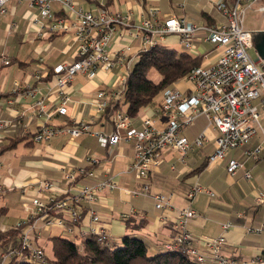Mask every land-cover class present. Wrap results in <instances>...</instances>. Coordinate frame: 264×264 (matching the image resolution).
I'll return each instance as SVG.
<instances>
[{
  "label": "built area",
  "instance_id": "obj_1",
  "mask_svg": "<svg viewBox=\"0 0 264 264\" xmlns=\"http://www.w3.org/2000/svg\"><path fill=\"white\" fill-rule=\"evenodd\" d=\"M23 1L0 0V16L8 14L11 3ZM28 4L35 10L31 21L36 26V38L72 34L76 43L75 60L59 64L50 74L51 87L59 95V104L54 110L47 108L45 97L38 88L31 85L22 87L18 81L15 82L14 90L17 92L23 90L27 95L38 92L42 95L33 107L43 119L33 135L34 141L49 142L60 133L67 132L72 138L92 134L105 148H114L123 141L133 142L134 156L127 172L132 173L137 181H143V184L129 193L134 196L148 195L150 173L164 162L162 151L175 149L181 153V161L184 162L193 147H203L207 143L209 137L206 131L193 141L183 135L185 128L192 125L198 117L205 116L208 124L219 134L214 140L215 149L208 156V162L211 164L227 159L226 170L230 176L243 171L245 178L253 179V171L248 168V164L264 162V59L257 51V58L250 54L249 49L254 47L253 32L247 30L244 23L249 10L264 11L262 0H208L209 15H221L219 20L211 23L194 22L176 14H164L160 17L156 8H150L147 17L135 22L130 15L112 11L104 4L95 12L79 6L78 0H28ZM179 5L184 6V3ZM16 26L17 23L13 22L11 29ZM171 35H177L188 52L195 56L202 55L203 61L182 79L192 83L189 91L172 85L162 92L163 102L158 112L167 117L164 128L156 127L155 120L150 116L142 119V127H135L133 117L123 107H117L110 118L113 124L111 133L91 130V122H80L70 127L49 124L55 113L67 114L68 104L72 99L66 88L77 75L94 77L100 71L122 69L119 87L102 88L96 95L97 112L100 114L98 118L107 119V109L114 101L122 98L127 77L140 53L164 43ZM115 39H127L131 42L138 39L141 46L136 53L130 44L112 51ZM201 43L213 44L215 49L201 51ZM213 54H216V58ZM0 62L11 64L7 53L0 55ZM34 76L38 80L45 77L42 71H36ZM9 125L11 122L1 120L0 131ZM233 150H241L242 157L229 156ZM88 161L90 165H94L99 159L89 157ZM63 176L69 184L77 186L76 193L70 199L54 197L44 202L35 197L31 204H24V210L30 213L28 222L22 220L12 227L20 233V238L18 242L10 240L7 249L0 254V264H5L8 259L20 256L25 251L30 253V259H38L47 264L45 251L33 246L29 233L35 228V220L39 216H47L48 226L64 223L62 217H49L51 210L69 212V232L82 223L85 203L88 204L86 214L91 216L94 223L100 222V214L93 205L98 199V191L105 188L116 189L117 183L112 179H105L94 186L79 183L82 178L96 176V169L87 166L71 167L64 171ZM52 186L53 183L49 180L43 183L45 188L50 189ZM200 192L215 195L214 191L203 188L197 182L188 191L187 200L192 202ZM152 197L159 210L174 207L171 195L155 193ZM255 202L264 203V189L255 193ZM177 213L176 218H171L174 239L165 244L166 248L173 250L184 245L189 255L200 264L210 259L220 264H264V253L248 260L225 256V235L202 236L200 242L204 248L197 247L199 239L188 229V223L197 217V212L188 206L178 209ZM229 227L230 223L223 225L225 230ZM249 231L264 233V223ZM89 233L97 235L101 241L110 239L104 228L92 227Z\"/></svg>",
  "mask_w": 264,
  "mask_h": 264
},
{
  "label": "crops",
  "instance_id": "obj_2",
  "mask_svg": "<svg viewBox=\"0 0 264 264\" xmlns=\"http://www.w3.org/2000/svg\"><path fill=\"white\" fill-rule=\"evenodd\" d=\"M182 2L184 6L178 5ZM103 4L112 11L130 15L135 22L147 17L150 8L158 9L160 17L164 14H176L198 23H211L221 18L219 14L214 17L209 15L208 0H78L79 6L93 12ZM34 12L28 0H24L22 3H11L8 14L0 16V51L4 50L11 60L9 65L0 62V121L11 122V125L0 131V145H9L16 138L22 139L0 155V229L8 228L5 227L8 218L6 215H11L9 224L12 227L24 220L26 211L23 203H28L35 197L44 202L54 197L70 199L76 193L77 186L65 181L64 171L71 167L91 166L88 158L97 157L99 162L95 168L96 176L82 178L79 183L94 186L105 179H112L118 186L113 190L105 188L98 191V199L93 205L100 214V222L94 223L91 216L86 214L88 204L85 203L82 223L69 232V212L51 211L48 213L49 217H62L64 223L43 227L47 216H39L35 222L39 221L42 226L37 222V228L39 226L44 231H53L49 233L52 243L51 255H48L42 244L39 245L44 247L48 257H53V237L64 236L81 242L89 229L96 227L104 228L115 245H122L123 237L128 234L143 239L151 255L163 252L164 245L172 241L175 235L171 218H176L178 209L188 207L192 203L189 204L187 200V193L192 186L197 182L203 184L201 174L210 165L208 156L215 149L214 140L219 135L217 130L208 124L205 116L198 117L192 125L184 129L183 135L193 141L200 133L206 131L209 137L207 143L203 147H193L184 162L181 161L179 151H162L164 162L150 173L148 179L149 194L139 196L129 193L143 184V181H137L132 173L127 172L134 156L133 142L123 141L114 148H105L92 134L72 138L67 132L60 133L49 142L34 141L33 135L43 119L33 107L42 95L39 92L27 95L23 90L17 92L14 90L15 82L18 81L22 87L31 85L38 88L45 97L47 108L52 111L59 104V95L54 91V87H51L50 74L54 67L71 63L76 58V43L72 34L54 35L50 38L35 37L36 26L31 21ZM13 22L17 23V26L11 29ZM127 44L132 45L134 53L138 52L141 46L138 39L132 42L127 39H115L111 49L115 51ZM164 44L176 49L179 45L183 46L177 35L167 37ZM200 49H215V45L201 43ZM213 55L216 58V54ZM36 71H42L45 77L36 79ZM121 74L122 69H115L100 71L94 77L77 75L66 88L72 99L68 104L67 114L55 113L49 124L70 127L80 122H91V130L111 133L112 122L98 118L100 114L97 112L96 95L102 88H118ZM173 86L189 91L192 83L180 80ZM162 102L163 94L161 101L154 100L141 108L133 117V125L142 127V119L150 116L155 120L156 127L164 128L167 117L158 112ZM234 154L239 158L243 155L241 150H233L229 156H235ZM207 162L208 165L202 171L195 172ZM220 162L225 175L220 174L219 177L224 176L229 183L225 179L216 182L218 178H214L210 183L203 184L214 191L215 195L203 192L193 199V202L198 201L197 206L192 203L197 217L190 220L188 229L199 239L196 242L197 247L204 248L200 242L202 236L225 235L227 243L223 246V254L230 258L248 260L264 253V233L249 231L264 223V203L255 202V193L264 189V162L248 164L254 175L251 180L244 177L243 171L238 172L236 176H230L226 170L227 159ZM173 165L175 168H172ZM45 180L53 183L50 189L43 187ZM155 193L171 195L174 207L164 211L157 209L152 197ZM204 201V207H201L199 204ZM19 206L23 213H20ZM141 221L145 222L142 227L131 229V224ZM226 223H230L228 230L223 229ZM200 229H208L210 232L205 233ZM204 264L220 263L210 259Z\"/></svg>",
  "mask_w": 264,
  "mask_h": 264
},
{
  "label": "trees",
  "instance_id": "obj_3",
  "mask_svg": "<svg viewBox=\"0 0 264 264\" xmlns=\"http://www.w3.org/2000/svg\"><path fill=\"white\" fill-rule=\"evenodd\" d=\"M202 61V55L195 56L184 47L180 51L164 43L141 52L127 77L122 98L109 106L106 118L110 120L117 107L125 108L130 116L135 117L141 108L153 103L160 93L182 80ZM152 70L160 74L159 80L150 77ZM21 140L16 138L9 145L1 144L0 155ZM207 165L208 162L195 172L199 173ZM87 167L96 168V164ZM144 224V221L133 223L131 229L140 228ZM19 238L20 233L15 229L6 232L0 230V252L7 249L11 239L18 242ZM53 242V257H46L47 264H200L189 255L184 245L173 250L164 245L163 252L151 255L143 239L128 234L123 237L120 246L112 243L110 239L101 241L94 234H86L81 242L64 236H55ZM23 253L20 256H13L8 264H38L29 258L31 257L29 252Z\"/></svg>",
  "mask_w": 264,
  "mask_h": 264
},
{
  "label": "rangeland",
  "instance_id": "obj_4",
  "mask_svg": "<svg viewBox=\"0 0 264 264\" xmlns=\"http://www.w3.org/2000/svg\"><path fill=\"white\" fill-rule=\"evenodd\" d=\"M176 2V1H175ZM174 2V3H175ZM177 3V2H176ZM262 3L264 4V0H262ZM179 5V3H178ZM105 7H107L105 5ZM100 8V7H99ZM245 28L247 30H251L253 32V36H255V44H254V47L249 49V52L250 54L254 57V58H257L258 55L256 53V51H260V53H263L264 54V33H262L261 31H258V29H264V11H259V10H256V9H251L248 11L247 15H246V19H245ZM210 45V44H208ZM26 47V46H25ZM183 46H177V49L178 50H181ZM4 52L3 51H0V55ZM150 77H152L154 80H159L160 79V74L156 71V70H152L150 72ZM162 99V93H160L156 98H155V102H159L161 101ZM235 156H237V154H234ZM233 156V155H232ZM221 162L220 161H217V162H214L212 164H210L201 174L202 177V183H210L214 178L218 180L216 182H221L223 181V179H225L226 181V178L224 176L222 177H219L220 174H224V168L222 166V164H220ZM217 176V177H216ZM228 182V181H226ZM229 183V182H228ZM202 185L203 188H207L205 185ZM225 185V184H224ZM208 189V188H207ZM200 193H203V192H200ZM200 193H198L197 195H201ZM196 195V196H197ZM243 196V195H242ZM196 198V197H195ZM0 200H2V198H0ZM32 200L30 202H28V204H31ZM189 202V201H188ZM197 200L196 201H192L193 205L194 206H197ZM27 202L23 203V208H24V204H26ZM192 203L189 204L188 206L192 207ZM204 204H205V201L202 203V204H199L201 207H204ZM2 206V205H0ZM19 211L20 213H23L22 209L20 208L19 206ZM29 215L30 213H24V222H28V218H29ZM11 215H6L7 218V222H5V227H8V228H5V229H0L2 230L3 232H6V231H9L12 229V225L9 224V220H10V217ZM22 221V220H20ZM19 221V222H20ZM39 223V221H37ZM37 222L35 223V227H36V230L34 231H30L29 233V238L31 239L32 243H33V246L34 247H41L43 248V250L45 251V249L47 250V253L48 255H51V252H52V243H50L51 241L49 240V233L53 232L52 230L49 232L47 231H44L43 228H40L39 226L41 225V223H39V226L37 228ZM7 223V224H6ZM18 223V222H17ZM16 223V224H17ZM47 224H43V227H46ZM53 225V224H52ZM11 226V227H9ZM42 226V225H41ZM192 227V226H191ZM188 228H189V224H188ZM202 232H205V233H209L210 231L208 229H200ZM40 232V234H39ZM39 234V236H38ZM201 235V234H200ZM39 244H42L43 246L39 245ZM4 251V250H3ZM1 251L0 254L3 252ZM45 255H46V251H45ZM48 255H46V257H48ZM33 261H35L36 263L38 264H44V263H41L38 259H31ZM47 260V259H46ZM10 261V259H8L5 264H8Z\"/></svg>",
  "mask_w": 264,
  "mask_h": 264
},
{
  "label": "flooded vegetation",
  "instance_id": "obj_5",
  "mask_svg": "<svg viewBox=\"0 0 264 264\" xmlns=\"http://www.w3.org/2000/svg\"><path fill=\"white\" fill-rule=\"evenodd\" d=\"M258 31H261V32H263L264 31V29H258ZM253 41H254V44H255V36H253Z\"/></svg>",
  "mask_w": 264,
  "mask_h": 264
},
{
  "label": "water",
  "instance_id": "obj_6",
  "mask_svg": "<svg viewBox=\"0 0 264 264\" xmlns=\"http://www.w3.org/2000/svg\"><path fill=\"white\" fill-rule=\"evenodd\" d=\"M262 33H264V31H263ZM257 52H258V51H257ZM258 53H259V55L264 59V54H263V53H260V51H259Z\"/></svg>",
  "mask_w": 264,
  "mask_h": 264
},
{
  "label": "bare ground",
  "instance_id": "obj_7",
  "mask_svg": "<svg viewBox=\"0 0 264 264\" xmlns=\"http://www.w3.org/2000/svg\"><path fill=\"white\" fill-rule=\"evenodd\" d=\"M239 260V259H238Z\"/></svg>",
  "mask_w": 264,
  "mask_h": 264
}]
</instances>
